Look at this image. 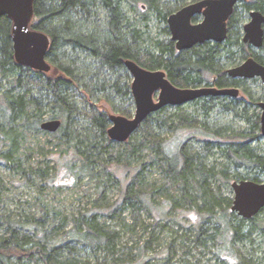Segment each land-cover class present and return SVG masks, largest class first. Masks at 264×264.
<instances>
[{
  "label": "rangeland",
  "instance_id": "obj_1",
  "mask_svg": "<svg viewBox=\"0 0 264 264\" xmlns=\"http://www.w3.org/2000/svg\"><path fill=\"white\" fill-rule=\"evenodd\" d=\"M190 3L192 1L185 5ZM139 5L142 13L129 6L125 11L145 33L144 46L150 47L152 41L170 39V34L164 32L168 27L167 22L153 11L142 8L144 3ZM243 14L248 22L249 11L244 10ZM201 21V15L193 20L194 23ZM258 53L264 57V50ZM237 62L236 65H240L244 60ZM9 82L10 78L0 80V106L4 103V95L11 92ZM211 83L205 82L199 87ZM240 91L237 99L222 98L225 103L231 102L229 111L219 106L206 114L197 102L178 106L181 109L171 107L158 118L160 121L167 120V126L155 127L149 137L143 132L134 133L125 143L111 141L107 131L103 135L83 115L73 116L70 128L73 136H76H72L74 139L70 145L61 142L57 146L58 141L46 132L18 129L13 134L16 143L11 146L9 126L0 123V181L4 187L1 215L10 217L14 223L26 224L32 219L42 221V229L53 238L59 232L80 224L82 214L98 211L99 223L107 231L119 232V238L115 255L103 248L85 249L76 244L78 250L71 257L90 264H239L243 259L253 264H264V230L247 220L241 223L233 219L231 226L239 227L238 233L242 236L237 238L233 236V231L224 233L223 225L217 220L218 217L224 219V212L233 213L238 220H242L231 211L235 197L232 183L242 181L241 177L247 180L255 175V171L250 169L237 168L233 160L227 157L229 149H235L240 140L234 136L240 133L260 135L261 138L252 146L264 152V136L260 130L253 129L257 115L261 114L257 99L264 101V85L260 79H255L244 82ZM75 94L82 114L88 110L90 103L88 99L85 101L82 91ZM45 105L42 104L41 124L58 115L51 105L46 108ZM99 110L109 115L115 114L105 102L100 103ZM134 112L135 106L131 118ZM220 129H224L220 136L223 140L217 139L219 143L212 145L208 142L212 137L207 133L212 134ZM76 130L78 132L74 134ZM153 136L163 140L160 157L155 150H151L149 142L154 139ZM184 142L187 144V155L193 157L194 163L202 162L205 171L213 172L204 184L205 189L192 178L187 184L175 178L172 185L168 183L160 160H167ZM106 148L113 152L112 157L107 152L99 153ZM79 158L86 161L90 176L78 175L82 163ZM37 171L40 175L46 172L47 177L40 176ZM139 173H142L139 185L145 190L149 187L153 189V193L144 194L148 195L151 210L143 206L135 219V214L126 209L121 217L111 219L107 211L121 205L127 187ZM260 178L264 183V174ZM204 190L218 199H224L223 207L216 209L217 218L207 219L203 200L199 197ZM185 195L193 197L195 205H190L184 199ZM227 203H230V208H227ZM258 219L264 220V210ZM63 221H66V228L56 231ZM202 227L204 232L198 238ZM8 228L7 222L2 220L0 232L4 233ZM210 236H224V245L231 250L225 249L219 238Z\"/></svg>",
  "mask_w": 264,
  "mask_h": 264
},
{
  "label": "trees",
  "instance_id": "obj_2",
  "mask_svg": "<svg viewBox=\"0 0 264 264\" xmlns=\"http://www.w3.org/2000/svg\"><path fill=\"white\" fill-rule=\"evenodd\" d=\"M188 1L198 0H35V15L31 28L44 32L50 37L51 46L47 59L52 69L49 73L17 64L11 36L12 23L7 17H2L0 19V80L10 78L11 92L3 97L4 103L0 106V123L2 126H9L11 146L16 143L13 135L15 130L44 132L40 123L43 103H46L45 108L51 105L58 114L51 120L61 122L57 132H46L58 141L57 146L61 145V142L70 145L73 137L76 136H73L70 128L74 115H83L92 126L105 135L111 122L109 114L99 110L101 102H105L116 115L131 118L134 110V100L131 95L132 77L125 67V61L129 59L149 70H164L169 80L179 88H196L209 81L220 88L242 86L243 81L229 78L226 69L227 66L236 64L237 60H245L249 57L264 63V57L260 53L253 51L249 45L242 42V26L246 21L243 11L259 10L264 14V0H248L236 6L228 22V37L224 43H205L182 52L175 49V43L169 38L164 41H152L150 47H145V33L125 11L126 6H129L141 12L139 4L144 3L142 8L153 11L166 23L168 16ZM164 32L169 35L168 28ZM76 91H82L85 101L88 99L90 103L88 110L82 114L77 105ZM222 98L227 97H207L195 102L206 114L219 106L227 111L231 110V102L225 103ZM169 108L171 107H166L148 117L135 133L143 132V135L149 137L155 127L167 126V120L160 121L158 118ZM176 108L181 109V107ZM259 127L260 117L257 115L253 129L259 131ZM74 132L76 134L78 131ZM221 132H224V129L212 134L207 133V136L212 137L208 142L212 145L214 142L219 143L216 140L222 139ZM153 138L149 142L151 150H155L159 156L160 148L164 147L163 140L155 136ZM234 138L240 140L235 149H229L227 157L233 160L237 168L255 171L253 178L247 180L262 183L260 175L264 174V152L261 153L258 147L252 146L261 136L240 133ZM186 145L184 142L167 160H160L168 183L172 185V179L175 178L187 184L192 178L201 185L202 189H205L204 184L213 172L205 171L202 162L196 165L193 157L187 155ZM76 151L79 152L78 149ZM106 152L112 157L113 152L108 151L107 148L101 149L99 153L106 154ZM84 156L88 160V157ZM78 160L82 162L78 175L90 176L86 161L81 158ZM37 173L40 175L39 171ZM141 174L139 173L127 187L121 205L107 211L111 219L121 217L126 209H130L135 214L133 215L135 219L143 206L151 210L152 205L148 203L150 201L147 199L148 195L144 194L153 193V189L149 187L145 190L139 185ZM223 174L227 175L225 172ZM40 176L47 177L46 172ZM240 179L245 180L244 177ZM2 190L4 187L0 181V212L3 209ZM184 197L190 205H195L193 197L187 195ZM199 197L203 200L207 219L217 218L216 209L223 207L224 199H218L207 190L202 191ZM226 206L230 208V203ZM99 214L98 211L82 214L80 224L59 232L58 236L52 238L42 229V221L32 219L26 224L14 223L10 217L5 218L0 213V223L5 220L9 227L4 233L0 232V264L29 262L90 264L71 257V254L78 250L76 244L85 249L103 248L115 255L119 232L107 231L105 226L99 223ZM233 219L241 223L246 220L243 218L238 220V217L230 212H224V219L217 218L223 225L224 233L233 231V236L241 238L238 233L240 228L231 226ZM247 221L264 230V220L258 219V215ZM64 228L66 221L59 224L56 231ZM203 232L202 227L198 238ZM210 237L219 238V242L223 241L222 246L225 243L224 236ZM225 249L231 250L226 246ZM239 264H253V262L243 259Z\"/></svg>",
  "mask_w": 264,
  "mask_h": 264
},
{
  "label": "water",
  "instance_id": "obj_3",
  "mask_svg": "<svg viewBox=\"0 0 264 264\" xmlns=\"http://www.w3.org/2000/svg\"><path fill=\"white\" fill-rule=\"evenodd\" d=\"M247 0H202L192 3L169 16L167 22L171 39L178 51L189 50L198 44L213 41L224 43L228 36V21L235 6ZM35 0H0V19L7 17L11 23L14 58L18 65L35 71L49 73L52 69L47 59L51 46L50 37L31 28L35 15ZM202 14V22L194 24L193 18ZM250 21L245 24L244 42L255 49L264 46V14L259 10L250 13ZM125 66L132 76L131 92L135 102L133 118L112 114L108 136L112 141L124 143L138 130L151 115L166 107L184 106L206 97H238L236 88H178L163 70H148L133 60ZM232 78H261L264 84V65L251 58L238 67L228 70ZM260 108L261 131L264 136V103ZM61 127L59 120L45 122L41 129L55 133ZM235 197L232 211L243 219L250 220L264 209V183L250 180L232 184Z\"/></svg>",
  "mask_w": 264,
  "mask_h": 264
},
{
  "label": "flooded vegetation",
  "instance_id": "obj_4",
  "mask_svg": "<svg viewBox=\"0 0 264 264\" xmlns=\"http://www.w3.org/2000/svg\"><path fill=\"white\" fill-rule=\"evenodd\" d=\"M199 1H202V0H198V1H195V2H193L192 1V3H196V2H199ZM248 1V0H247ZM247 1H245V2H247ZM192 3H190V4H192ZM241 3H243V2H241ZM190 4H188V5H190ZM240 4V3H239ZM188 5H185V6H183V7H181L179 10H181L182 8H184V7H186V6H188ZM238 5V4H237ZM236 5V6H237ZM236 6H235V8H236ZM179 10H177V11H175V12H173L172 14H174V13H176V12H178ZM234 11H235V9H234ZM253 10H251V11H249V13H251ZM234 13V12H233ZM172 14H170V15H172ZM169 15V16H170ZM201 16H203L202 14H200ZM233 15V14H232ZM169 16H168V18H169ZM198 16V15H197ZM196 17V16H195ZM194 17V18H195ZM168 18H167V20H168ZM194 18H193V20H194ZM231 18V17H230ZM203 19H204V17H203ZM251 19V18H250ZM193 20H192V22H193ZM250 21V20H249ZM248 21V22H249ZM202 22V21H201ZM229 22V21H228ZM248 22H246L245 21V23L243 24V26H242V42L244 43V44H246V45H249L252 49H253V51H255V52H260V51H263L264 50V46L261 48V49H255L250 43H245L244 42V30H243V28H244V26H245V24L246 23H248ZM194 23V22H193ZM200 23V22H199ZM194 24H197V23H194ZM167 26H168V22H167ZM227 27H228V25H227ZM168 28V31H169V34H170V39H171V33H170V30H169V27H167ZM228 37V36H227ZM172 40V39H171ZM227 40V39H226ZM173 41V40H172ZM174 42V41H173ZM175 43V42H174ZM206 43H215V42H213V41H210V42H206ZM205 44V43H204ZM219 44V43H218ZM198 45H203V44H198ZM197 46V45H196ZM175 49L177 50V48H176V43H175ZM178 51V50H177ZM178 52H182V51H178ZM251 58H253V57H249V58H247V59H245L244 60V62L245 61H247L248 59H251ZM253 59H255V58H253ZM256 60V59H255ZM237 61H239V60H237ZM257 61V60H256ZM243 62V63H244ZM259 62V61H258ZM238 62H236V64H237ZM242 63V64H243ZM259 63H261V62H259ZM236 64H234V65H232L231 67H229V68H227L226 69V75L229 77V78H231V79H234V80H242L243 81V83L244 82H247V81H251V80H255V79H260L261 80V78H254V79H245V78H232V77H230L229 75H228V70L229 69H231V68H234V67H238V66H240V65H236ZM261 64H263L264 65V63H261ZM149 70V69H148ZM161 70V69H160ZM164 71V70H163ZM166 73V72H165ZM167 75V74H166ZM168 78V77H167ZM169 79V78H168ZM262 81V80H261ZM243 83H242V85H243ZM263 84V83H262ZM202 85V84H201ZM210 85H213V86H210ZM264 85V84H263ZM177 87V86H176ZM205 87H217V88H220V87H218V86H216L215 84H214V82H212L211 84H207V86H205ZM240 87H242V86H231V87H226V88H236V89H238L239 90V96H240V94H241V91H240ZM179 88V87H178ZM192 88V87H191ZM196 88H201V87H196ZM184 89V88H183ZM220 89H222V88H220ZM238 96V97H239ZM212 96H210V97H208V98H211ZM238 97H236V98H234V97H227V100H228V98H231V99H237ZM207 98V97H206ZM206 98H202V99H206ZM219 98V97H218ZM202 99H199V100H202ZM198 101V100H197ZM261 103H264V101H261V99L260 100H258V106L261 104ZM259 108H260V106H259ZM261 109V108H260ZM262 113H263V110L261 109V114L259 115V117H260V120H261V115H262Z\"/></svg>",
  "mask_w": 264,
  "mask_h": 264
},
{
  "label": "bare ground",
  "instance_id": "obj_5",
  "mask_svg": "<svg viewBox=\"0 0 264 264\" xmlns=\"http://www.w3.org/2000/svg\"><path fill=\"white\" fill-rule=\"evenodd\" d=\"M126 61H127V60H126ZM126 61H125V62H126ZM125 67H126V66H125ZM126 69H127V68H126ZM127 71H128V70H127ZM128 72H129V71H128ZM129 74H130V73H129ZM131 77H132V76H131ZM131 95H132V92H131ZM224 97H227V96H224ZM132 98H133V96H132ZM133 100H134V99H133ZM134 106H135V102H134ZM177 107H178V106H177ZM134 113H135V112H134ZM110 115H112V114H110ZM110 115H109V116H110ZM132 118H133V117H132ZM109 120H110V119H109ZM51 121H53V120H51ZM47 122H48V121H47ZM110 122H111V121H110ZM111 125H112V123H111ZM110 127H111V126H110ZM260 130H261V120H260ZM43 131H44V130H43ZM44 132H47V131H44ZM47 133H50V132H47ZM261 134H262V131H261ZM107 135H108V131H107ZM262 135H263V134H262ZM108 137H109V136H108ZM111 141H112V140H111ZM118 143H119V142H118ZM124 143H125V142H124ZM243 181H245V180H243ZM234 182H240V181H234ZM234 182H233V183H234ZM233 183H232V184H233ZM231 211H232V210H231Z\"/></svg>",
  "mask_w": 264,
  "mask_h": 264
}]
</instances>
